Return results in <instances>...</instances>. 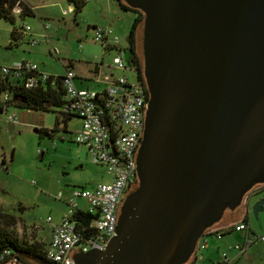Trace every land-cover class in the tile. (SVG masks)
<instances>
[{
    "label": "water",
    "instance_id": "95a60500",
    "mask_svg": "<svg viewBox=\"0 0 264 264\" xmlns=\"http://www.w3.org/2000/svg\"><path fill=\"white\" fill-rule=\"evenodd\" d=\"M124 1L145 16L139 186L107 248L68 257L187 264L199 239L240 222L264 186V0ZM252 213H264V199Z\"/></svg>",
    "mask_w": 264,
    "mask_h": 264
},
{
    "label": "rangeland",
    "instance_id": "374dc122",
    "mask_svg": "<svg viewBox=\"0 0 264 264\" xmlns=\"http://www.w3.org/2000/svg\"><path fill=\"white\" fill-rule=\"evenodd\" d=\"M28 1L34 10L33 16L22 18L16 13L15 24L0 21V68H12L25 61L37 65L44 73L63 77L66 75V67L72 64L79 77L89 79V88L102 90L104 85L96 82L94 67L101 63L106 68L113 67L116 54L105 52L102 45L95 42L93 27L112 28L119 38L120 46L127 49L135 15L132 12L118 11L119 19H115L110 7H103L108 0H92L76 20L73 12L64 14L65 11H70L67 0ZM25 25L31 30L23 32L20 41H13L11 33L14 27L21 32ZM89 26L92 28L89 29ZM30 39H35L38 43L32 45ZM115 75H126L130 81H136L131 72L116 70ZM78 83L76 81L77 87ZM2 97L0 210L17 218L18 225L14 228V234L19 240L43 242L41 238L46 239L45 234L49 232V218L55 223L67 211V205L60 202L57 195L63 192L69 197L74 188L106 183L109 175L104 167L91 163L86 149L73 141V134L81 125L79 119L73 118L67 131L61 124L52 138L41 136L38 133L41 128L54 129L56 112H35L15 106L7 109ZM10 115L19 121L18 125L9 122ZM263 196L264 192L251 198L252 208L257 199ZM78 203L81 207L87 206L84 200H78ZM250 224L258 234H262L264 213L256 218L251 210ZM234 226L235 224L232 227ZM36 227L40 230H36ZM220 232L212 230L205 234L208 249L203 251V255L208 259L197 264H210L214 260L218 262L219 257L224 260L225 253L231 264H264V243L256 241L248 248L246 255L239 256L236 246L239 243L245 245V233L235 231L218 236Z\"/></svg>",
    "mask_w": 264,
    "mask_h": 264
},
{
    "label": "built area",
    "instance_id": "2783aa9c",
    "mask_svg": "<svg viewBox=\"0 0 264 264\" xmlns=\"http://www.w3.org/2000/svg\"><path fill=\"white\" fill-rule=\"evenodd\" d=\"M69 12L72 10L65 11L64 14ZM16 13L19 16L22 14L20 5L14 8L13 14ZM23 28L26 33L31 30L27 25ZM93 31L95 42L100 43L106 52L116 54L114 66L106 68L103 64L96 71V82L104 85L102 90L78 88L77 74L72 69L66 70V75L63 76L66 104L61 111L75 115L80 120L81 125L75 130L73 141L86 149L91 163L107 170L109 181L92 187L74 188L69 197L63 192L57 195V199L67 205V211L58 223H54L51 218L48 220L53 226L46 251L48 263L75 264L68 255L72 251L79 253L77 248L82 253L93 249L105 250L116 236L118 209L137 178L134 155L142 142L143 113L148 106L146 87L139 80L136 67L128 63L127 49L120 46L114 30L95 27ZM29 42L32 45L38 43L35 39H30ZM116 70L131 72L136 81H130L126 75L116 76ZM0 75L26 79L25 85L29 89L51 80V75L25 61L12 68H0ZM51 83L54 86L55 80ZM8 100L9 96L5 94L4 103ZM8 120L12 125L19 124L13 115ZM78 200H84L87 206L81 207ZM86 216L92 218L89 225H84L83 218ZM246 229L245 224L234 226L235 231ZM36 230L40 229L36 227ZM254 240L249 236L245 245L237 246L236 250L244 255ZM257 241L264 243V232L257 237ZM207 248V237L203 235L193 254L196 262L203 260V251ZM4 255L10 256L11 253L5 251ZM223 258L224 262H229L227 254ZM4 260L3 256L0 264H20L16 258L8 262Z\"/></svg>",
    "mask_w": 264,
    "mask_h": 264
},
{
    "label": "trees",
    "instance_id": "16d2710c",
    "mask_svg": "<svg viewBox=\"0 0 264 264\" xmlns=\"http://www.w3.org/2000/svg\"><path fill=\"white\" fill-rule=\"evenodd\" d=\"M70 6L74 7L73 13L75 17L83 11L87 5L88 0H67ZM119 7L127 12H132L135 15V20L130 29L128 36V48L126 50L128 63L135 66L138 72V77L141 83L146 87L147 96L149 100V92L146 85L144 75V56H143V36H144V13L139 9L131 8L124 0H115ZM22 7V14L20 17L25 18L26 16H33L34 11L24 0H0V21H9L15 24V18L13 10L16 6ZM95 28V27H94ZM93 28V29H94ZM23 31L19 32L14 27L11 38L13 41H20L24 35ZM106 52V50H104ZM108 53V52H107ZM100 65L96 66L98 70ZM73 68V65L66 67V70ZM96 70V71H97ZM55 80L53 86L51 81ZM64 77H55L51 75V80L42 83L36 88L29 89L26 87V79L2 77L0 75V101L1 96L7 94L9 100L4 103L5 106L23 110H30L35 112H56V123L52 130L41 128L38 133L41 136H47L52 138L59 130L61 124L64 125L65 131L68 130V124L73 118H77L75 115L64 114L61 109L66 104V90L63 85ZM78 119V118H77ZM138 184L134 186V191L138 189ZM264 192L263 189H257L254 195H260ZM253 195V196H254ZM264 197V196H263ZM229 211V210H227ZM84 225L91 223V217H84ZM244 224L248 226V218L245 217L243 220ZM18 225V220L15 216L5 213L0 210V260L5 257V262L16 258L20 264H37L31 259H34L40 263H48L46 258L47 246L40 241L25 242L19 240L14 234V228ZM5 251L11 253L10 256H5ZM187 264H196V261L192 259Z\"/></svg>",
    "mask_w": 264,
    "mask_h": 264
},
{
    "label": "crops",
    "instance_id": "0c3cea01",
    "mask_svg": "<svg viewBox=\"0 0 264 264\" xmlns=\"http://www.w3.org/2000/svg\"><path fill=\"white\" fill-rule=\"evenodd\" d=\"M29 6H30V3H29V1L28 0H24ZM92 0H88V2H87V5L89 4V2H91ZM111 3V4H110ZM115 3V4H114ZM87 5L85 6V7H87ZM109 6L110 7V9H111V14L113 15V16H115V19L117 18V19H119V17H118V11H120V12H127V11H124V10H122L120 7H119V5L117 4V2L115 1V0H108V3L107 2H104V5H103V7H105V6ZM70 6V5H69ZM31 7V6H30ZM99 7L100 8H102V5L101 4H99ZM32 8V7H31ZM85 9V8H84ZM83 9V10H84ZM119 9V10H118ZM32 10H33V8H32ZM70 10H72V12L74 11V7L73 6H70ZM34 11V10H33ZM103 12L105 13V11H104V8H103ZM79 16V15H78ZM77 16V17H78ZM76 20H77V18H76ZM90 28H92L91 26H89V29ZM94 28V27H93ZM98 64H96L95 65V67H94V70H93V73H94V75H95V73H96V66H97ZM101 65H103L102 63H101ZM100 65V66H101ZM70 69H72V70H74V66H73V68H70ZM78 76V75H77ZM83 80H85V81H83ZM88 78H81V77H77V80L76 81H79V83H78V88H89L88 87ZM10 108V107H9ZM9 108H7V109H9ZM4 111L2 110V113H3ZM80 127V126H79ZM79 127H77V129L79 128ZM76 129V130H77ZM259 189H263L264 190V186L263 187H261V188H259ZM252 197H254V196H250L249 197V195L247 196V198H246V209H245V213H244V218L245 217H247L248 218V226H247V229L246 230H244V231H241V232H244L245 233V237H246V240L248 239V237L250 236L251 238H253V239H255L254 240V243H256V241H257V237L259 236V235H261V233L260 234H258L253 228H252V226H251V224H250V213H251V210H252V204H251V198ZM264 197H262V198H258L257 199V201H256V203L258 202V201H260L261 199H263ZM255 203V204H256ZM260 215V214H259ZM259 217V216H258ZM244 218L240 221V222H238V223H235V226L236 225H239V224H244V222H243V220H244ZM61 219H58L57 221H55V223H58L59 221H60ZM234 225V224H233ZM233 225H230V226H227V227H225V228H219V229H217L218 231H221L220 233H218L217 235L219 236V235H225V234H227V233H231V232H235V230H234V227H232ZM52 225L50 224V228H49V232H46V239H44V238H41L42 240H43V243L45 244V245H47V247H48V245H49V243H50V241H51V234H52ZM263 234V233H262ZM212 235H214V234H212ZM253 243V244H254ZM239 245H242L241 243H239L237 246H239ZM236 246V247H237ZM251 246V245H250ZM249 246V247H250ZM248 247V248H249ZM248 248H247V251H248ZM208 249V248H207ZM238 252V251H237ZM226 254V253H225ZM247 254V252L244 254V255H246ZM238 255L240 256L241 254L238 252ZM227 257H228V255H227ZM208 258H205V256L203 255V260L201 261V263L202 262H204V261H206ZM218 260V262L216 261V260H214V261H212V263H210V264H213V263H217V264H231V260L229 259V257H228V263L227 262H224V260L223 259H221L220 257H219V259H217ZM200 262V261H199ZM198 262H196V264H197ZM209 264V263H208Z\"/></svg>",
    "mask_w": 264,
    "mask_h": 264
},
{
    "label": "flooded vegetation",
    "instance_id": "af4514ba",
    "mask_svg": "<svg viewBox=\"0 0 264 264\" xmlns=\"http://www.w3.org/2000/svg\"><path fill=\"white\" fill-rule=\"evenodd\" d=\"M136 184L139 185V183H138V179L136 180V182H135L134 184H132V185L129 187V189H128L127 193H126V197H127L130 193L134 192V186H135ZM126 197H125V198H126Z\"/></svg>",
    "mask_w": 264,
    "mask_h": 264
}]
</instances>
